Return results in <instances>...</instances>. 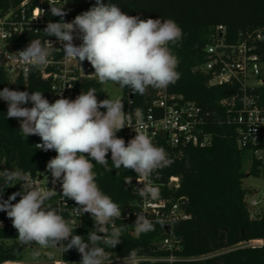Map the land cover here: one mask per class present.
Returning a JSON list of instances; mask_svg holds the SVG:
<instances>
[{"label":"clouds","instance_id":"1","mask_svg":"<svg viewBox=\"0 0 264 264\" xmlns=\"http://www.w3.org/2000/svg\"><path fill=\"white\" fill-rule=\"evenodd\" d=\"M52 16L58 22L49 21L43 32L55 37L62 45L55 48L50 40L33 39L15 58L20 64L30 67L46 66L49 57L57 49L68 58L90 63L92 73L100 84L114 83L120 88H129L133 94L143 95L149 87L166 89L181 77L177 71L179 59L170 45L182 41V28L173 19L130 16L114 3L95 0L87 11L77 15L71 22L63 19L64 8L51 7ZM74 33L82 43H74ZM0 100L7 103V119L20 121V132L24 137L36 135L41 143L38 149L54 150L57 155L47 162L52 183L60 181L63 199L75 201L77 212L91 214L93 231L87 241L74 234L73 222L64 218L60 210L46 204L57 195L54 188L40 187L20 169L0 171L3 188L20 184L22 191L2 199L0 212H6L17 230L20 245L36 244L40 249L61 246L65 252L76 249L79 264H112L111 253L101 245L115 248L121 243L126 225L116 226L115 219L122 216L118 203L100 189L96 182V164L109 168L107 155L111 154L112 167L132 170L142 187H133L139 196L153 201L160 198V190L152 183L153 173L169 167L174 161L163 147L153 144L145 131L136 135L127 144L117 136L123 128L130 127L133 119L138 127H144V113L136 108L132 113L124 111L121 98L97 99V90L90 88L81 92L74 100L59 98L49 102L40 91H20L4 87ZM29 102L32 107H25ZM106 109V112L101 111ZM94 161V163H93ZM131 177L125 183L131 184ZM19 201H16L17 197ZM155 223L164 225V220L153 221L145 215L136 216L135 232L139 236L154 230ZM110 226V227H109ZM67 241L65 245L64 242ZM139 249H132L128 264H141ZM33 257L40 251L33 249Z\"/></svg>","mask_w":264,"mask_h":264},{"label":"trees","instance_id":"2","mask_svg":"<svg viewBox=\"0 0 264 264\" xmlns=\"http://www.w3.org/2000/svg\"><path fill=\"white\" fill-rule=\"evenodd\" d=\"M114 3L122 12L130 16H140L141 19L161 18L173 19L183 31L182 41L170 45L173 53L179 59L177 71L180 79L170 85L173 93L183 94L188 100L195 101L205 112L211 113L210 131L214 134V142L210 147L199 149L194 147L178 150L169 148L164 142L163 147L174 161L154 173V178L167 181L172 176L180 177L181 186L171 194L175 197H185L188 201L186 213L189 218L180 220L173 226L177 237L176 248L163 249L162 242L167 237L165 228L155 223L154 230L139 236L133 232L127 222H118L116 226L126 225L121 236V243L115 248L101 245L111 253V260L118 257H128L132 249H139L138 256L174 257L173 262L141 261V264H264V246H248L229 250L210 256L213 253L231 249L241 243L251 240H264V206L260 213L249 205L248 199L253 190L245 186L249 176L259 177L261 171L251 152L237 146L236 136L232 127L219 123L224 109L219 107V101L231 97L237 92L230 85H209L210 76L200 70L204 61L206 46L215 34L218 26L226 28V35L232 42L243 32L264 33V0H104ZM95 0H66L64 11L65 22H71L77 15L89 10ZM61 18L52 16L50 11L48 21L58 22ZM54 37V36H53ZM51 38L41 32L31 37L44 42ZM30 42V41H29ZM262 48H264V43ZM8 87L20 91H39L49 87V82L42 75L32 71L27 77L12 79L0 56V90ZM87 92L90 88L97 90V95L103 99V87L98 81H88L84 84ZM131 112L141 108L144 115L155 94V89L149 87L145 94H133L131 89L124 88L125 102L130 95ZM28 107L27 105H23ZM126 107V106H125ZM8 105L0 100V171L5 169H20L26 173L37 175L48 172L47 162L55 157L54 150L38 149L36 144L41 138L36 135L24 137L20 132V121L7 119ZM117 136L127 144L130 140L121 130ZM109 168L96 164V182L100 189L112 200L123 207L134 199V194L125 183L126 177L133 180L136 174L123 167H112L111 154L106 157ZM94 163V161H93ZM3 177L0 176V195L7 199L16 192L13 187L2 191ZM20 197L16 198L18 202ZM47 204V203H46ZM92 217L86 220L83 228L74 234L81 235L87 241L88 233L93 231ZM17 230L6 212H0V264L21 261L20 248L17 241ZM67 244V241L64 242ZM31 246H38L31 244ZM153 246L157 249L154 250ZM63 261H80L81 255L76 249L67 252L61 248Z\"/></svg>","mask_w":264,"mask_h":264},{"label":"built area","instance_id":"3","mask_svg":"<svg viewBox=\"0 0 264 264\" xmlns=\"http://www.w3.org/2000/svg\"><path fill=\"white\" fill-rule=\"evenodd\" d=\"M66 0H0V56L5 69L12 79L21 76L27 77L32 71L42 75L49 82V87L43 92L49 102H54L61 97L74 100L81 92L86 93L84 84L88 81H98L92 74L94 69L88 61L81 64L68 58L62 50H55L49 57L46 66L30 67L20 64L15 55L23 50L31 41V37L43 32L46 27L51 7H62ZM74 43L79 46L82 41L78 38ZM55 48L62 45L55 37L47 38ZM44 41V42H45ZM264 33L241 32L237 40L232 42L226 35V28L218 26L212 35L210 43L205 48L204 61L200 70L209 75V85H230L236 87L237 92L231 97L219 101V107L224 109L219 123L232 127L240 149H247L255 159L264 182ZM98 100L101 99L97 95ZM130 99L124 104V111L132 113L129 107ZM28 103V107H32ZM126 106V107H125ZM106 112V109H101ZM211 113L205 112L195 101L188 100L183 94L173 93L168 86L166 89H155L154 97L144 115V127L140 128L133 119L130 127L122 130L128 138L135 137V131H145L152 139L154 145L159 146L164 142L169 148L178 150L194 147L204 149L214 142V134L210 131ZM31 177L40 187L54 188L57 195L52 197L47 204L60 210L65 219L73 222L75 232L81 230L91 214L82 216L77 212L75 201L63 199L60 181L55 184L50 172H42ZM154 186L160 190V198L151 200L142 198L133 190V187H142L135 177L129 185L134 199L121 208L122 216L115 219L114 223L127 222L134 232L136 216L143 214L153 220H164L163 227H170L171 232L162 242L163 249L176 248L177 237L173 233V226L180 220H186L189 215L183 208L185 197H175L171 194L181 186V179L177 176L170 177L167 181L159 182L151 177ZM13 188L22 191L18 183ZM252 209L264 206V191L253 190L248 199ZM188 203V201H187ZM159 224V223H156ZM161 225V224H160ZM110 227V226H109ZM74 232V233H75ZM242 244V243H241ZM249 246H264L260 239ZM61 250V246H57ZM248 247V246H242ZM241 248V247H237ZM236 248V249H237ZM141 261L158 262L176 260L174 257H148L138 256ZM128 257H118L111 260L112 264H128ZM80 261H63L61 258L51 264H79ZM3 264H21L6 262Z\"/></svg>","mask_w":264,"mask_h":264},{"label":"rangeland","instance_id":"4","mask_svg":"<svg viewBox=\"0 0 264 264\" xmlns=\"http://www.w3.org/2000/svg\"><path fill=\"white\" fill-rule=\"evenodd\" d=\"M102 87H103L104 99H108V98L123 99L124 98V88H120L118 85L114 83H105V84H102ZM47 179H51V176L48 177ZM245 186L252 190H259L260 193H262L264 191L263 178L261 176L259 177L249 176L245 180ZM259 213H260L259 209H256L255 211L252 212V215L257 216ZM134 232H135V229H134ZM239 245L231 249L240 247ZM18 247L20 248V255L22 257L20 261L21 264H51L53 262L58 261L61 258V252L57 246L52 247V248H47V249H40L39 246L33 247L31 245H20L18 243ZM33 249H38L40 251V255L38 257H33L32 255ZM229 250H226V251H229ZM226 251L225 250L219 251V252L211 254L210 256L220 254Z\"/></svg>","mask_w":264,"mask_h":264},{"label":"water","instance_id":"5","mask_svg":"<svg viewBox=\"0 0 264 264\" xmlns=\"http://www.w3.org/2000/svg\"><path fill=\"white\" fill-rule=\"evenodd\" d=\"M132 98H133V95L131 94L130 97H129V99L131 100ZM125 101H126L125 98H123L122 99L123 104H125ZM186 206H187V200H183V208H186ZM165 231H166L167 234H170V232H171L170 227H165ZM153 249L156 250L157 247L156 246H153ZM231 250H233V249H231Z\"/></svg>","mask_w":264,"mask_h":264},{"label":"bare ground","instance_id":"6","mask_svg":"<svg viewBox=\"0 0 264 264\" xmlns=\"http://www.w3.org/2000/svg\"><path fill=\"white\" fill-rule=\"evenodd\" d=\"M257 241H258V240L246 241V242L240 244L239 246L241 247V246H249V245H253V244H255ZM227 250H229V249H227ZM225 251H226V250H225Z\"/></svg>","mask_w":264,"mask_h":264}]
</instances>
